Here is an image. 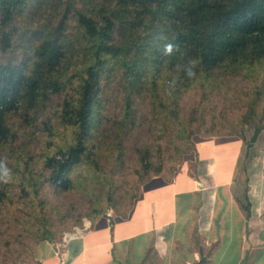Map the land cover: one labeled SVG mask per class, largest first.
<instances>
[{
  "label": "trees",
  "instance_id": "trees-1",
  "mask_svg": "<svg viewBox=\"0 0 264 264\" xmlns=\"http://www.w3.org/2000/svg\"><path fill=\"white\" fill-rule=\"evenodd\" d=\"M237 79L246 110L218 125L212 104ZM262 130L264 0H0V227L22 201L36 243L51 240L45 187L123 215L195 137L239 135L249 157Z\"/></svg>",
  "mask_w": 264,
  "mask_h": 264
},
{
  "label": "crops",
  "instance_id": "crops-1",
  "mask_svg": "<svg viewBox=\"0 0 264 264\" xmlns=\"http://www.w3.org/2000/svg\"><path fill=\"white\" fill-rule=\"evenodd\" d=\"M209 144L207 138L201 146ZM225 158L230 167L213 151L205 158L197 153L194 172L183 158L168 178L143 184L125 214L96 220L62 248L41 245L35 258L40 264H264V183H246L249 167L247 173L241 167L244 181L235 182L239 153Z\"/></svg>",
  "mask_w": 264,
  "mask_h": 264
},
{
  "label": "rangeland",
  "instance_id": "rangeland-1",
  "mask_svg": "<svg viewBox=\"0 0 264 264\" xmlns=\"http://www.w3.org/2000/svg\"><path fill=\"white\" fill-rule=\"evenodd\" d=\"M237 80L236 83L230 85L228 91L223 89L222 93L215 98L212 104L214 107V115L227 118L226 121L216 119L215 121L218 125H226L227 121L235 125L246 110L244 96L241 91L246 90L249 83L241 79ZM197 92L198 90L194 89L185 95L183 102L185 107L191 106L198 100ZM243 134L249 139L252 135V129L244 130ZM195 138L198 150L191 151L184 156V159L189 161V169L193 172L195 171L196 165L193 161L199 149L203 151L207 150V152L213 151L214 156L217 155L219 158L223 156V159H218V161H222L225 166L229 167L231 166L232 160L226 159L225 156L230 155L231 152H238V172L240 170L242 176L240 175L239 179L235 177V182L244 181V174L241 167L248 163L251 177L249 180L250 183H264V130L261 131L254 147L249 149V157L247 156L248 153H246L248 149L245 146V142L239 135L208 137L210 144L207 145V148H202L201 146L203 141L205 142L207 139L206 137ZM222 150L224 152L223 155L220 156L217 154L218 152L221 153ZM254 171L256 174L252 173ZM44 190L46 191H44L43 203L40 204L41 206H38L37 211H40L41 216L44 218L47 217V219H50L48 221L51 223V228L55 231V235L51 240L36 243L35 231L37 227L33 226L30 220L28 214L29 206L25 205L22 201L17 205L9 206L7 212L6 210L1 212L0 264H40L38 259L35 258V253L41 245L62 248L64 243L71 240L68 238V235L75 232V229H82L85 222L90 221L92 229L93 223L96 220H103L106 217L115 215L112 208H106L100 215L93 214L91 198L81 197L75 189L73 191L52 192L51 189H46L45 187ZM128 202L129 199L127 197L120 200L121 206H126ZM259 219L263 220L264 216H259ZM22 222L23 225H20L19 223ZM7 240L9 242L8 245L4 243Z\"/></svg>",
  "mask_w": 264,
  "mask_h": 264
},
{
  "label": "built area",
  "instance_id": "built-area-1",
  "mask_svg": "<svg viewBox=\"0 0 264 264\" xmlns=\"http://www.w3.org/2000/svg\"><path fill=\"white\" fill-rule=\"evenodd\" d=\"M91 230V222L87 221L84 223L83 228L82 229H75V232L70 233L68 235L69 239H75L78 237H81L85 232Z\"/></svg>",
  "mask_w": 264,
  "mask_h": 264
},
{
  "label": "clouds",
  "instance_id": "clouds-1",
  "mask_svg": "<svg viewBox=\"0 0 264 264\" xmlns=\"http://www.w3.org/2000/svg\"><path fill=\"white\" fill-rule=\"evenodd\" d=\"M178 47H179L178 45H173L171 43L166 44V45H164V54L165 55H171L174 50H178ZM188 74L192 75L191 69H188ZM4 182H7V179H4Z\"/></svg>",
  "mask_w": 264,
  "mask_h": 264
}]
</instances>
